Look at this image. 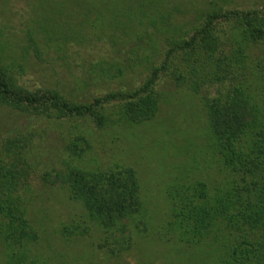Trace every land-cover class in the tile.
Segmentation results:
<instances>
[{
    "label": "trees",
    "instance_id": "16d2710c",
    "mask_svg": "<svg viewBox=\"0 0 264 264\" xmlns=\"http://www.w3.org/2000/svg\"><path fill=\"white\" fill-rule=\"evenodd\" d=\"M37 1L41 17L25 32L26 48L49 63L79 59L87 74L81 88L91 80L101 84L81 99L49 86L28 88L21 82L25 66L5 50L18 45L0 42V105L21 117L0 137L5 263L44 264L31 255L39 232L29 218L37 178L33 151L44 124L81 120L105 129L143 123L155 116L167 88L185 87L206 112L204 154L210 157L206 163H216L219 177L182 172L167 184L168 213L159 240L190 250L195 264H264V4H214L185 28L174 21L183 11L173 0ZM101 6L109 18L99 16L96 30L85 32L86 20L71 21ZM57 14L59 19L49 17ZM65 140L63 169L40 179L62 183L81 204L85 219L74 231L93 229L99 249L120 255L147 229L138 173L113 160L75 164L92 144L81 132Z\"/></svg>",
    "mask_w": 264,
    "mask_h": 264
},
{
    "label": "rangeland",
    "instance_id": "374dc122",
    "mask_svg": "<svg viewBox=\"0 0 264 264\" xmlns=\"http://www.w3.org/2000/svg\"><path fill=\"white\" fill-rule=\"evenodd\" d=\"M175 2H181L183 13L174 21L185 28L200 10L214 4L222 7H260L264 4V0H173L171 3L177 5ZM37 3V0H0V42L18 45L16 49L8 46L5 50L25 66L21 82L28 88L53 87L78 99L84 92L95 93L98 86L94 85L101 83L91 80L86 88H81V78L87 77L81 60L49 63L26 48L25 32L41 17L38 9L35 10ZM90 10L86 16L81 11L71 18L76 25L86 20L83 26L87 33L96 30L93 26L100 23L99 16L105 21L109 18L102 6ZM49 17L59 19V14ZM94 50L98 52L99 47ZM20 119L14 110L0 105V137L9 133ZM206 127L202 103L185 87L167 88L155 116L143 123H120L105 129H94L81 120L44 124L33 151L37 178H33L29 218L39 232V240L31 247V255L44 264H195L190 250L177 243L160 241L158 228L167 218L165 190L171 180L180 177L182 172L184 175L199 172L205 178L219 177L216 163L214 167L206 163L210 158L204 154ZM79 132L87 135L92 147L74 159L75 164L92 167L101 159L113 160L132 166L141 181L147 229L135 236L129 250L117 256H110L97 247L98 233L93 229L88 234L74 231L75 226L84 222V210L78 201L70 198L63 184H44L40 179L46 171L63 169L67 158V152H63L65 139L70 133ZM0 264H6L1 243Z\"/></svg>",
    "mask_w": 264,
    "mask_h": 264
}]
</instances>
